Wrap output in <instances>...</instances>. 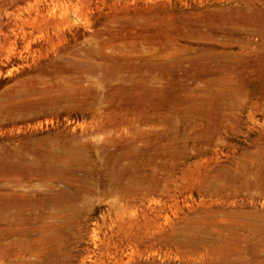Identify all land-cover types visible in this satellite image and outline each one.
Returning <instances> with one entry per match:
<instances>
[{"label": "rangeland", "instance_id": "374dc122", "mask_svg": "<svg viewBox=\"0 0 264 264\" xmlns=\"http://www.w3.org/2000/svg\"><path fill=\"white\" fill-rule=\"evenodd\" d=\"M7 154L74 173L0 197L83 210L0 219V264H264V0H0Z\"/></svg>", "mask_w": 264, "mask_h": 264}, {"label": "bare ground", "instance_id": "6f19581e", "mask_svg": "<svg viewBox=\"0 0 264 264\" xmlns=\"http://www.w3.org/2000/svg\"><path fill=\"white\" fill-rule=\"evenodd\" d=\"M219 9V8H217ZM240 11H243L244 14H249L247 13V8H241ZM257 11V10H255ZM254 11V14L256 13ZM260 10L258 9V12ZM229 12V11H228ZM232 12V11H231ZM257 12V14H258ZM218 13V12H217ZM224 13V12H223ZM227 13V12H226ZM239 13V12H238ZM240 14V13H239ZM243 14V15H244ZM261 14V13H260ZM205 15V14H203ZM233 15V14H232ZM230 16V15H227V14H222V13H218L217 15H210L209 13V16H212L210 17L208 20L204 19L208 24L212 25L213 27L217 26L216 23H218V21H221L223 23H227L229 22L230 20L232 19H236L238 18L239 20H244L245 17H243L244 19L240 18V17H236L235 15L234 16ZM242 15V14H241ZM244 15V16H245ZM251 15V14H249ZM201 16V14L199 15ZM208 16V17H209ZM253 16V15H251ZM204 17V16H203ZM198 18V16H197ZM194 19V18H193ZM196 20V19H195ZM192 21V20H190ZM190 21H184L182 23V28H187V35L192 33V35H199V34H203L204 31H201L199 29V27L197 28L196 27H193L191 24H190ZM201 21V19H200ZM155 22V21H154ZM160 22V21H159ZM258 23V22H257ZM194 24V23H193ZM207 24V25H208ZM197 25V24H195ZM194 25V26H195ZM219 25V24H218ZM219 27V26H217ZM261 27V26H260ZM215 29V28H214ZM161 30V29H160ZM208 33V32H207ZM214 33V32H213ZM185 34V33H183ZM208 35V34H207ZM185 36V35H184ZM206 36V35H205ZM178 37V36H177ZM207 37V36H206ZM208 38V37H207ZM212 56V55H211ZM143 60V59H142ZM159 62V61H158ZM164 62V61H163ZM172 65V64H171ZM258 66V65H257ZM134 67V66H133ZM122 68V67H121ZM227 82V81H226ZM172 121V120H171ZM47 152V151H46ZM8 155V154H7ZM78 167V166H77ZM33 169V171L35 172V175L38 174V175H41L42 177H48V176H56V177H60L59 175L55 174L56 171L58 172H61L62 171H65V172H68L69 173H74L73 171V168L72 170H69L70 168H65L63 165H60V164H54L52 167H48L47 163L45 162H36L35 160H30L29 158H26V157H16V155H8V156H2L0 158V177L2 178H8V176H10L11 174H18L17 176H21L24 177L25 175H29L30 174V170ZM106 171V170H104ZM109 171V170H108ZM59 174V173H58ZM67 174V173H66ZM65 174V175H66ZM63 175V174H62ZM68 176V175H67ZM70 177V176H69ZM68 177V178H69ZM66 178V177H65ZM56 179V178H55ZM84 189V188H83ZM74 195V194H73ZM67 196V198H62V196L60 195H56L55 197L51 198L50 200L47 199L43 202H34V201H31V200H27V199H18V198H15L14 196L13 197H0V219H5L8 218L9 216H11L12 214H16L17 216L19 214H21L22 212H32L34 210H37V209H41V210H44L46 208H49V202L51 203H57L56 205V208L57 210L60 212V213H65V212H71L73 214H76V213H80L83 209L81 207H79V205L77 204L78 202L76 201L77 198L75 199L74 196ZM30 198V197H29ZM49 210V209H48ZM68 213V214H69ZM65 215V214H64ZM22 216V215H21ZM24 217V216H23ZM10 218V217H9ZM20 219V217H18ZM3 221V220H1ZM7 222V221H6ZM1 224V223H0ZM8 223H6L5 225H7ZM14 224V223H13ZM4 224L2 226H5ZM1 226V225H0ZM19 226V225H18ZM8 226H6L5 228H7ZM12 227V226H11ZM4 228V227H2ZM1 228V229H2ZM4 228V229H5ZM11 232V231H9ZM2 234V233H1ZM4 245V244H3ZM35 245V244H33ZM6 246V244H5ZM8 249V248H7ZM29 254V253H28ZM48 254V253H47ZM58 254V253H57ZM59 257V256H58ZM44 258V256H43ZM55 259V258H53ZM62 259V258H61Z\"/></svg>", "mask_w": 264, "mask_h": 264}]
</instances>
